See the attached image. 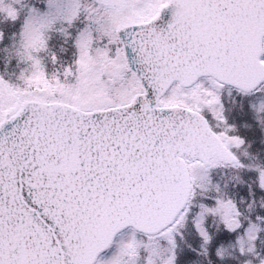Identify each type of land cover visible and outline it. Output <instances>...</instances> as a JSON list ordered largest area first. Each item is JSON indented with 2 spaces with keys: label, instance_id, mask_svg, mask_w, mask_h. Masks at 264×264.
<instances>
[{
  "label": "snow or ice",
  "instance_id": "6c2138e0",
  "mask_svg": "<svg viewBox=\"0 0 264 264\" xmlns=\"http://www.w3.org/2000/svg\"><path fill=\"white\" fill-rule=\"evenodd\" d=\"M0 264H264V0H0Z\"/></svg>",
  "mask_w": 264,
  "mask_h": 264
}]
</instances>
